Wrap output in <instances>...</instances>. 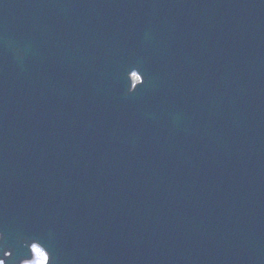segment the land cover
Wrapping results in <instances>:
<instances>
[{"label": "water", "instance_id": "95a60500", "mask_svg": "<svg viewBox=\"0 0 264 264\" xmlns=\"http://www.w3.org/2000/svg\"><path fill=\"white\" fill-rule=\"evenodd\" d=\"M34 1L0 0V261L264 264V0L205 5L227 61L199 121L156 56L130 93L147 59L121 0H62L50 30ZM231 21L254 33L236 62Z\"/></svg>", "mask_w": 264, "mask_h": 264}, {"label": "snow or ice", "instance_id": "6c2138e0", "mask_svg": "<svg viewBox=\"0 0 264 264\" xmlns=\"http://www.w3.org/2000/svg\"><path fill=\"white\" fill-rule=\"evenodd\" d=\"M37 264H44V261L43 260L38 261Z\"/></svg>", "mask_w": 264, "mask_h": 264}, {"label": "rangeland", "instance_id": "374dc122", "mask_svg": "<svg viewBox=\"0 0 264 264\" xmlns=\"http://www.w3.org/2000/svg\"><path fill=\"white\" fill-rule=\"evenodd\" d=\"M32 264V263H31ZM35 264V263H34Z\"/></svg>", "mask_w": 264, "mask_h": 264}]
</instances>
